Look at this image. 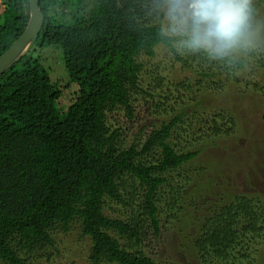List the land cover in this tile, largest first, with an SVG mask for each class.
Returning a JSON list of instances; mask_svg holds the SVG:
<instances>
[{"label":"trees","instance_id":"obj_1","mask_svg":"<svg viewBox=\"0 0 264 264\" xmlns=\"http://www.w3.org/2000/svg\"><path fill=\"white\" fill-rule=\"evenodd\" d=\"M85 1L40 0L37 41L0 76V264H42L75 229L89 264H162L144 244L163 217L205 261L255 264L264 195L205 167L174 173L233 138L234 93L264 97V47L223 61L182 53L161 0ZM29 20V0H0V56ZM51 46L67 83L34 54ZM208 93L223 97L209 105Z\"/></svg>","mask_w":264,"mask_h":264},{"label":"rangeland","instance_id":"obj_2","mask_svg":"<svg viewBox=\"0 0 264 264\" xmlns=\"http://www.w3.org/2000/svg\"><path fill=\"white\" fill-rule=\"evenodd\" d=\"M85 2L89 4L87 0ZM257 2L258 0H254L256 15L258 18H264V6L258 8ZM80 8L81 6L74 5L75 15L82 12ZM164 21L168 27L167 16ZM261 45L264 47V44H260L259 47ZM34 54L41 58L54 79L68 82L69 75L60 49L51 46L43 50L37 49ZM261 72L260 77L264 80V70ZM245 77L248 75L246 74ZM74 90V85L67 87L63 98L67 101ZM258 95L259 93L254 94L252 89L244 94L234 93L229 98V107L234 110L233 114L238 123L233 138L227 143L207 149L174 175L198 174V170L205 167L217 181L223 183L224 178L225 185L235 191L264 195V97ZM204 96L205 102L209 105L214 104V97H223V95L216 96L210 93ZM225 103L227 105V102ZM218 105H223V100ZM162 228L161 236L158 238L149 236L144 244L148 253L160 263L217 264L213 261H205L202 256L192 250L191 243L185 238V232L181 231L183 228L178 222L174 220L169 222L166 217H163ZM91 245V240L88 237H81L79 231L75 229L68 235H61L58 250L51 249L50 257L44 259L42 264H89ZM249 253L255 259V264H264V235L251 243Z\"/></svg>","mask_w":264,"mask_h":264},{"label":"clouds","instance_id":"obj_3","mask_svg":"<svg viewBox=\"0 0 264 264\" xmlns=\"http://www.w3.org/2000/svg\"><path fill=\"white\" fill-rule=\"evenodd\" d=\"M169 24L165 35L177 51L231 60L264 44V18L254 0H161Z\"/></svg>","mask_w":264,"mask_h":264},{"label":"water","instance_id":"obj_4","mask_svg":"<svg viewBox=\"0 0 264 264\" xmlns=\"http://www.w3.org/2000/svg\"><path fill=\"white\" fill-rule=\"evenodd\" d=\"M30 20L20 37L0 56V76L37 41L45 18L40 0H29Z\"/></svg>","mask_w":264,"mask_h":264}]
</instances>
